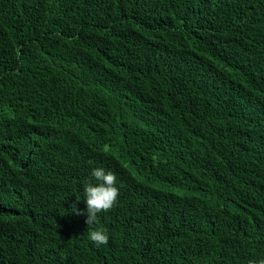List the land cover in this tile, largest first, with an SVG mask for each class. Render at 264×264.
Returning <instances> with one entry per match:
<instances>
[{
    "label": "trees",
    "instance_id": "16d2710c",
    "mask_svg": "<svg viewBox=\"0 0 264 264\" xmlns=\"http://www.w3.org/2000/svg\"><path fill=\"white\" fill-rule=\"evenodd\" d=\"M262 260L264 0H0V264Z\"/></svg>",
    "mask_w": 264,
    "mask_h": 264
},
{
    "label": "clouds",
    "instance_id": "9594fccd",
    "mask_svg": "<svg viewBox=\"0 0 264 264\" xmlns=\"http://www.w3.org/2000/svg\"><path fill=\"white\" fill-rule=\"evenodd\" d=\"M91 177L95 179L93 184L86 180L83 186L84 200L86 203L87 218L85 223L92 225L97 220L98 213L107 212L116 204L119 197V188L117 187L116 174L104 168H94L91 171ZM76 215H83L84 212L76 211ZM88 239L97 247L106 245L109 237L103 228H96L88 233ZM259 264H264V260Z\"/></svg>",
    "mask_w": 264,
    "mask_h": 264
}]
</instances>
